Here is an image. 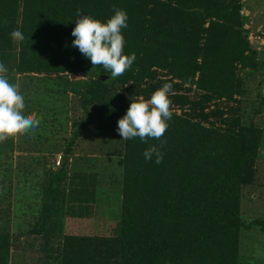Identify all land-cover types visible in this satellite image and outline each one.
I'll return each mask as SVG.
<instances>
[{"label":"trees","instance_id":"1","mask_svg":"<svg viewBox=\"0 0 264 264\" xmlns=\"http://www.w3.org/2000/svg\"><path fill=\"white\" fill-rule=\"evenodd\" d=\"M114 6L128 15L123 54L135 53L137 59L125 74L111 79L103 66L93 68L72 47L71 33L77 10L106 23ZM243 6L242 0H0V63L21 76L26 103L32 98L28 89L32 92L39 79L29 73L55 72L66 81L60 72L91 75L78 91L84 114L73 119L59 162L55 159L42 170L39 184L26 180L32 187L26 206L37 207L26 232L47 239L64 213L77 215L82 203L96 195L93 183L88 188L94 177L76 178L75 163L69 173L68 155L73 143L85 138L99 104L110 101L114 83L140 86L156 78L144 89L153 92L168 81L195 85L203 91L202 103L213 97L231 99L240 90L238 65L255 67L258 52L243 27ZM13 29L22 32L23 41L13 42ZM159 69L169 77L157 80ZM46 89L51 93V87ZM132 99L139 98L126 100L125 114ZM172 112L162 140H123L120 209L111 231L63 232L61 253L52 264H239L241 228L262 223L257 218L246 221L240 210L241 189L256 179L262 128L240 115L233 127L222 128ZM152 145L163 153L160 164L155 156L147 161L143 155ZM2 146L0 194L14 173L12 155H5ZM73 177L80 181L78 188ZM11 244L10 229L0 225V264H10Z\"/></svg>","mask_w":264,"mask_h":264},{"label":"rangeland","instance_id":"2","mask_svg":"<svg viewBox=\"0 0 264 264\" xmlns=\"http://www.w3.org/2000/svg\"><path fill=\"white\" fill-rule=\"evenodd\" d=\"M242 1L244 6L240 11L245 17L243 27L247 29V37L258 52L255 67L238 65L240 90L231 99L213 97L202 103L200 96L203 91L195 85H173L174 91L169 99L171 111L185 113L204 124L231 128L236 116L240 115L243 120L252 119L262 128L256 159V179L243 186L240 196L243 218L246 221L257 218L262 223L241 228L239 264H264V229L261 227L264 224V0ZM29 74L39 76V79H35L37 83H32L35 86H32L35 88L32 92L28 85V95L32 98L28 104L25 101L22 115H35L39 125L30 134L18 133L0 142L3 151H6L5 155H12L14 168L12 176L2 185L4 194H0V225L11 231L10 264H52L61 253L63 232L106 234L111 231L110 225L120 209L119 175L123 140L116 130L117 123L125 114V102L129 97L150 99L153 91L144 89L156 78L146 79L140 86L128 82L111 86L108 93L110 101L99 104L100 111L95 114L93 124L88 128H92L91 132L87 130L85 138L76 140L72 145V153L68 155L69 173L75 163L76 178L89 180L88 175L94 177L88 188H92L93 183L96 195L93 199H87L89 205L82 203L83 208L77 215L64 213L63 221L59 218L60 222H55V232L43 239L39 234L25 231L29 222L35 220L34 212H37L33 204L26 206L32 190L26 180L31 178L35 184H39L38 178L43 177L42 170L50 168L58 155L64 153L74 129L73 119L84 114L78 91L86 84L83 80H89L91 75L60 72L61 76L67 78L66 81L55 72ZM6 75L10 83H20L21 76L18 74L8 71ZM156 77L161 81L169 75L159 69ZM47 87H51V93ZM31 169L32 172H28ZM1 178L0 184L3 181ZM76 178H72L73 187L78 188L80 181ZM81 195L84 197L85 193Z\"/></svg>","mask_w":264,"mask_h":264},{"label":"clouds","instance_id":"3","mask_svg":"<svg viewBox=\"0 0 264 264\" xmlns=\"http://www.w3.org/2000/svg\"><path fill=\"white\" fill-rule=\"evenodd\" d=\"M76 15V26L71 33L75 37L72 47L78 48L91 61L93 68L103 66L105 72L110 73L111 79L122 76L132 68L137 59L136 54H123L126 40L122 29L128 27L126 11L114 6V15L106 23L84 15L80 10H77ZM4 23L7 24V21ZM10 36L14 43L24 39L18 29H13ZM7 72L5 65L0 63V142L18 133L30 134L39 125L35 115H22L26 103L21 84L10 83ZM173 91V85L165 83L152 93L150 99H132L126 114L117 123L116 130L122 140L139 138L145 143L149 139L162 140L169 127L168 121L173 116L169 99ZM143 155L147 161L155 156L156 164L163 161V153L155 145L147 148Z\"/></svg>","mask_w":264,"mask_h":264},{"label":"built area","instance_id":"4","mask_svg":"<svg viewBox=\"0 0 264 264\" xmlns=\"http://www.w3.org/2000/svg\"><path fill=\"white\" fill-rule=\"evenodd\" d=\"M60 159V154L58 155V158H56L55 162L58 163Z\"/></svg>","mask_w":264,"mask_h":264},{"label":"water","instance_id":"5","mask_svg":"<svg viewBox=\"0 0 264 264\" xmlns=\"http://www.w3.org/2000/svg\"><path fill=\"white\" fill-rule=\"evenodd\" d=\"M105 77V75H103Z\"/></svg>","mask_w":264,"mask_h":264}]
</instances>
